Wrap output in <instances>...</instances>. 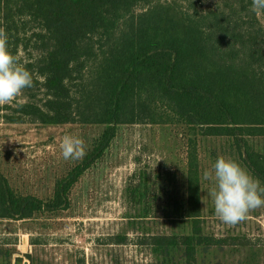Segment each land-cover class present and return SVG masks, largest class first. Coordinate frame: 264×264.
I'll return each instance as SVG.
<instances>
[{
	"label": "trees",
	"instance_id": "obj_1",
	"mask_svg": "<svg viewBox=\"0 0 264 264\" xmlns=\"http://www.w3.org/2000/svg\"><path fill=\"white\" fill-rule=\"evenodd\" d=\"M233 1L200 15L157 4L116 35L120 23L148 0H0L5 57L0 79L14 88L16 82L33 78L27 71L35 70L44 91L40 106L21 104L10 120L104 126L82 160L55 181L49 199L17 192L0 173V220L24 221L68 208L71 190L103 156L120 125L181 124L192 132L186 191L181 200L172 193L170 216L189 221L190 232L151 236L149 245L158 253L181 251L183 264H197L201 249L248 247L246 238L204 234L195 140L197 130L201 136L231 139L248 172L264 187V155L246 140L264 137V43ZM255 1L264 7V0ZM17 22L23 27L35 24L33 35L44 45L28 69L15 65ZM96 36H104L110 45L89 73L87 92L76 94L71 85L94 57ZM150 190L142 173L127 193L135 206H142Z\"/></svg>",
	"mask_w": 264,
	"mask_h": 264
},
{
	"label": "rangeland",
	"instance_id": "obj_2",
	"mask_svg": "<svg viewBox=\"0 0 264 264\" xmlns=\"http://www.w3.org/2000/svg\"><path fill=\"white\" fill-rule=\"evenodd\" d=\"M233 2L264 43V7L255 0ZM157 4L200 15L224 8L227 0H148L120 23L116 35ZM36 28L16 23L20 45L15 65L28 69L39 58L44 45L33 35ZM93 40L94 57L87 59L71 85L76 94L87 92L89 73L110 45L104 36ZM2 50L0 45V67ZM27 75L33 78L16 82L14 88L0 79V173L17 192L46 200L53 195L55 181L82 160L104 126L13 122L19 105L40 106L44 99L35 70ZM157 108L165 111L160 104ZM191 133L181 124L120 125L103 156L71 190L68 208L24 221L0 220V264H183L181 251L154 252L149 237L190 232L189 221L170 216V197L185 196ZM195 134L204 234L246 238L249 243L201 249L197 264H264V187L248 172L231 139L201 136L198 130ZM246 140L264 155V137ZM142 173L151 190L144 205L135 206L127 191Z\"/></svg>",
	"mask_w": 264,
	"mask_h": 264
}]
</instances>
